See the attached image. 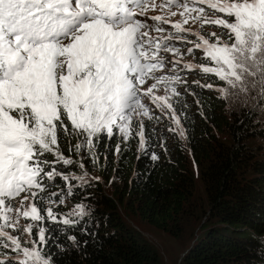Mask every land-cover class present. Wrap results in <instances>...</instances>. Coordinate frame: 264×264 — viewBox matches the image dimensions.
I'll return each instance as SVG.
<instances>
[{
    "label": "snow or ice",
    "instance_id": "snow-or-ice-1",
    "mask_svg": "<svg viewBox=\"0 0 264 264\" xmlns=\"http://www.w3.org/2000/svg\"><path fill=\"white\" fill-rule=\"evenodd\" d=\"M149 9L162 14L148 16ZM177 15L183 19L173 22ZM189 23L224 31L207 38L198 31L193 33L198 40L188 41ZM178 41L191 43L186 52L199 49L208 61L183 69L214 75L232 87L252 78L251 86L264 90V0H0V247L17 254L0 264H51L39 248L23 247L8 231L19 228L23 217L31 221L24 228L31 234L45 219L35 201L44 199L45 179L58 173L43 157L53 153L54 163H72L59 151L58 131L68 134L65 119L91 148L102 133L110 139L116 129L127 140L134 118L152 119L143 96L171 108L167 91L179 95L173 85L182 82ZM166 63L172 74L158 76ZM149 79L153 83L144 88ZM161 86L165 95H155ZM140 127L143 149L142 122ZM77 208V215L86 214L83 205ZM46 213L57 221L51 207ZM62 222L72 223L67 217ZM45 231L39 228L40 245L46 243Z\"/></svg>",
    "mask_w": 264,
    "mask_h": 264
},
{
    "label": "trees",
    "instance_id": "trees-1",
    "mask_svg": "<svg viewBox=\"0 0 264 264\" xmlns=\"http://www.w3.org/2000/svg\"><path fill=\"white\" fill-rule=\"evenodd\" d=\"M206 77L217 81L214 75ZM187 84L192 96L172 100L185 139L175 133L168 142V131L147 123L143 149L137 134L121 142L103 133L89 148L65 119L68 134L58 131L59 151L72 163H54L53 153L43 159L64 175L78 173L76 163L83 162L102 182L92 179L69 190L59 174L45 179V200L91 207L67 225L59 218L44 219L41 251L51 264H160L157 249L119 207L174 237L194 222L196 234L181 264H264V144L258 141L264 139V124L250 111L229 113L212 87ZM77 144L84 146L77 150Z\"/></svg>",
    "mask_w": 264,
    "mask_h": 264
},
{
    "label": "rangeland",
    "instance_id": "rangeland-1",
    "mask_svg": "<svg viewBox=\"0 0 264 264\" xmlns=\"http://www.w3.org/2000/svg\"><path fill=\"white\" fill-rule=\"evenodd\" d=\"M156 3L159 4L160 0H156ZM175 11V8H173ZM207 11V9H206ZM162 14V12L159 9H149L147 15L148 16H154ZM212 13L209 11V15ZM139 19H143L142 17H138ZM173 22L182 20L183 17L177 15L175 17L170 18ZM149 23H152V21H148ZM166 28L170 29V25H165ZM187 28H191V32L185 33V35L188 38V41H194L198 40V38L193 35L195 32H202L206 38L208 37L209 33L215 32L217 35H221V32L224 31L220 28H217L215 26H209L206 25L203 29L200 28L199 23L192 24L189 23L188 25H185ZM155 35V33H154ZM227 36H222V39L226 40ZM214 40V38H211ZM177 47L181 48V51L183 54L181 58V63L177 66L179 71V75L181 77L182 82L173 85L179 95L185 96L184 93H189L192 96V92L190 91V87H188V82H196L198 84H202L205 86L212 85V88L215 90V92L221 96L226 104L227 109L229 113L233 112H241V111H250L251 113H254L257 115V118L260 119L264 124V90L261 89L259 85L256 87H252L249 81L252 78H249V81H245V84L241 85L238 84L236 87H232L228 85L226 82L220 81L217 77V81L214 83L213 81H209V79L206 77L207 74L202 73L199 70H187L183 69L184 64H194V65H202L207 64L208 61L205 60L203 53L201 50L197 49L193 53H187L186 49L188 47H192L191 43H184L181 41H178L176 44ZM163 56H165L166 61H170L172 59L171 54L169 53H162ZM171 63H166V68L163 71H157V75H171ZM197 71V72H195ZM199 71V72H198ZM257 79H259L257 77ZM153 83V80L149 79L147 83L143 86L144 88L149 87ZM155 95L157 96H164L165 95V88L163 86L159 87L155 90ZM167 95L169 97L168 103L171 104V108H162L158 107L156 104H153L150 97L143 96L142 101L147 105L149 108V113L152 119H148L147 117H139L134 118L132 122V134L131 137H136L135 134L139 133L141 131L140 124L143 123V133L144 128L147 123L151 125L152 127L158 129L159 127L163 128L164 130L168 131V135L170 136L169 139H166L168 142L172 141V136L177 133L180 135L182 139H185V125L181 120V117L177 115L174 104L172 102L174 95L171 93V90L168 89ZM188 100L192 99L191 97L187 98ZM179 121V123H177ZM113 137L119 139L121 142H126L129 139L125 140L123 138V135L119 133L118 130L114 129V135ZM137 137L140 139L139 135ZM262 144H264V139H258ZM77 166H79V172H69L68 174L64 175L59 173L60 171H56L61 177H68L67 180L64 179V188H67L69 190H72L73 186L80 183L88 182L92 179H95L98 182H102V180L97 177L98 175L90 170L86 165L83 164V162H77ZM64 173V172H63ZM80 177H84L83 180L80 179ZM98 178V179H97ZM103 188L106 191V193H111V187L107 186L103 183ZM25 194H21V197L17 198L16 201H14V205L18 206L19 199H22ZM203 199V197H202ZM63 201L61 203L56 201H50V200H39L37 199L35 202L37 206L42 209L41 214L47 218L46 210L47 208L51 207L54 214L57 216V218L63 220L66 217L71 219L73 217H78L80 215H77L79 212V209L77 208V205H83L84 212L86 214L89 213L91 210L90 204L88 202H82V203H74L72 201H69L68 199H62ZM43 201L44 204L42 203ZM31 202V200L25 202V207L28 206V204ZM198 202H201V198H198ZM121 214L126 218V220L132 224L134 227L137 228V230L140 231V233L148 239L152 245L157 249L159 256H160V264H181L183 257L188 250L190 244L194 240V237L192 233H195L196 230L193 229L194 222H190L188 224V230L186 233H184L180 237H174L168 232L164 230H160L158 228H155L153 226H150L149 224L142 222L136 218H133L129 216L126 212V210L122 207H119ZM31 221L24 219L23 217L19 218V228L17 229H8V231L14 235L19 236L21 239V243L23 247H29V248H39L40 251L42 249V245L38 243L39 236V228H44V220L36 222V227L33 228V231L31 234L24 231V228L28 223ZM203 222V219H202ZM46 233V231H45ZM196 234V233H195ZM4 243H9L7 240L3 241ZM42 252V251H41ZM16 253L12 251L11 248H3L0 247V259H4L6 256L9 257H16ZM7 261V260H6ZM14 263V262H13Z\"/></svg>",
    "mask_w": 264,
    "mask_h": 264
}]
</instances>
